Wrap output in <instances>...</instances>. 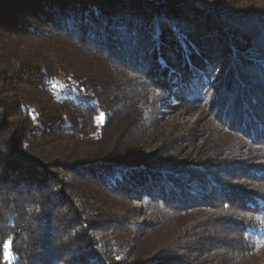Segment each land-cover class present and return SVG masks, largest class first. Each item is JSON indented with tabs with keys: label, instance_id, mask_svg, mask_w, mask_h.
Instances as JSON below:
<instances>
[{
	"label": "trees",
	"instance_id": "trees-1",
	"mask_svg": "<svg viewBox=\"0 0 264 264\" xmlns=\"http://www.w3.org/2000/svg\"><path fill=\"white\" fill-rule=\"evenodd\" d=\"M115 2L0 0L2 42L28 35L41 43L30 50L33 54L23 56L27 61L23 71L21 66L8 68V78L0 77V214L7 210L14 214L12 222L0 226V264H201L193 258V246L215 227L234 235L235 246L228 250L240 261L253 252L260 228L256 217L264 212V0H125L123 12L120 6L108 9ZM177 16L182 29L167 25ZM45 52L55 58L48 62ZM215 61L220 68L209 84L214 83L216 94L208 105V72ZM125 67L152 69V76L165 79L170 73L175 82L181 79L178 75H187V81L178 83L175 100L193 108L207 105L206 122L183 133L179 128L168 133L159 128L158 107L172 93L168 83L150 79L152 87L143 84L140 98L126 105L134 114L128 128L137 132L135 137L124 136L117 150L114 144L97 147L107 141L104 132L117 118L110 100L120 97L119 82L128 83L120 74ZM56 70L63 72L69 89L60 97L53 94L51 83L59 75ZM19 72L29 73L33 82ZM21 86L32 92L25 93ZM149 89L156 94L153 107L146 102ZM100 112L105 118L97 129L95 117ZM122 132L115 128V137ZM148 135L152 137L147 141ZM230 135L253 146L252 164L229 166V159L213 163L216 152L230 148L220 136L231 140ZM49 139L77 140L78 145L66 144L50 160L48 154L31 151L32 143ZM71 152L76 159L69 160ZM71 175L97 185L110 197L129 199L142 185L148 190L141 199L152 198L146 204L148 214H162L154 222L160 238H174L160 242L164 250L159 253L130 263L129 251L121 254L116 248L117 239L101 240L91 221L78 215L81 208L65 187L73 180ZM239 176L254 185L240 188ZM62 204L65 212L57 217L50 209ZM30 205L40 211L26 219ZM53 218L67 225L69 234H55L49 228ZM49 220L45 233L40 223ZM10 226L11 247L6 249L3 229ZM189 227L197 232L180 243L179 231ZM9 250L11 261L6 257Z\"/></svg>",
	"mask_w": 264,
	"mask_h": 264
},
{
	"label": "rangeland",
	"instance_id": "rangeland-1",
	"mask_svg": "<svg viewBox=\"0 0 264 264\" xmlns=\"http://www.w3.org/2000/svg\"><path fill=\"white\" fill-rule=\"evenodd\" d=\"M115 1H116L115 5L114 6L111 5L108 9L115 8L116 10H119V8L121 7V12H123L122 3L125 0H115ZM132 7H135V5H130V8ZM178 12L185 13L187 11L181 10ZM179 13L178 15H181ZM187 14H190V13L187 12ZM187 14H184V16L188 18ZM177 19L178 20L171 18L170 20L167 21V25H169L170 28L178 27V29H182L183 21H181V19L178 18V16H177ZM109 43L110 45H112V42H109ZM37 44H41L38 38L37 37L31 38V36H28V35L23 36V37H16V38L10 37L7 39V41H4V42H2V40L0 39V50L6 48V53H4V51L0 52V77L8 78L9 75L5 72V69L8 70V68L13 69V68H18L21 66V68L23 67L22 69L23 71L24 66L27 64V61L24 59L23 56L27 54H31V53L33 54V52L30 53V50L33 51L34 46ZM32 45L33 47L31 48L30 46ZM12 54H14L15 56L9 57V55H12ZM83 55L86 58L90 57V55H87V54H83ZM45 58H47L46 60H48V59H52L55 57L53 54L45 52ZM55 61L56 59L51 64H55ZM217 61L211 64V68L208 72L210 74L208 76V80L210 81L207 80L208 84L209 82H212L214 78H216L215 75L217 74L218 68H220L218 64H215ZM146 65H150V63L146 62L145 66ZM145 66L143 67V70L145 69ZM208 67H210V65ZM125 68L127 69H125L126 71L124 72L120 73L121 69H117V71H119L118 73L123 75V80L127 79L128 83L123 82L122 84L121 82H119L120 84L117 87V89L119 90L118 92H119L120 97L116 98L115 100L114 99L110 100L111 107L115 109V114L117 115V118L111 122V124H114L112 128L110 130H105L104 132L105 139H107V141L103 140L102 142L97 144V147H102V145L104 144L111 147L114 144L116 148L115 150H117V148L119 147V144L123 145L124 136L132 134L135 137V134L137 132L133 131V129L130 130L128 128L129 123H131L134 117V114H132L131 112L127 110L126 105L129 103L130 99L133 100L134 98H138V99L140 98V89L142 88L143 84L150 86V88L152 87L151 86L152 81L150 79H152L153 81L161 80L165 83H168L169 89L172 93L171 96H169V98L161 99V104L158 107L159 112L156 113V117H157L156 125H158L159 128H163V130L166 133L170 132L174 128H179L183 133V132H188L190 130L197 129L203 122H206V116L208 114V111H207L208 109H205V108L208 107L207 105L204 107L193 108V107L188 106L187 103L184 101L175 100L176 96H179V94H174L176 92L178 83H182L181 82L182 79L183 81L184 80L187 81L188 80L186 77L187 75H184V73L178 75L179 77L181 76V79L175 82L176 80L175 76H172L170 73L167 74L168 76L165 79V78H160L157 76L155 77L152 76L151 75L152 69L149 71H143L139 69L142 72L141 73L139 72V70H136L134 67H125ZM56 71L59 73V75H56L55 78L51 81V83L53 85L52 87L54 90L53 94L60 97V96H64V94L68 92L69 89L68 87L65 86L66 77L65 75L63 76L61 74L63 72L60 70H56ZM184 71L185 70H183V72ZM1 73L4 75H1ZM24 74H27V76H24ZM156 75L161 76L157 73ZM18 76H20L21 78H28V80L31 82H33L34 80L32 76L30 77L29 73L19 72ZM162 77H165V76H162ZM133 82H140V83L142 82V83H141V86L138 85L136 87H133V85L131 84ZM209 86L210 87L208 89L207 84H206V87H207L206 92H208V94H206L205 100L207 103H209L208 105H210V103L214 99V94H216L215 89H213L214 83L209 84ZM124 87H127L126 90L128 91H126ZM204 87L205 86H203V88ZM215 87L217 88L216 85ZM18 88H20L21 90H24L25 93H27L31 89V87H28V86L27 87L21 86ZM31 92L32 91L30 90L28 93L30 94ZM155 96L156 94H154V91L149 89L148 98L146 102L151 107H153ZM166 96H168V94ZM136 100L137 99H135V101ZM124 107L126 108L122 109ZM209 120L210 119H208V123H209ZM119 121L122 122L123 124L120 125ZM124 126H125V129H123ZM99 128L100 126L97 127V129ZM115 128H118L121 131L123 130V132L118 134L117 137H115L116 135L114 134ZM156 132L159 133V130L157 129ZM119 136L121 137L119 138ZM151 137L152 136L148 135L147 141ZM220 139L224 140V142H228L227 144L230 145V148L222 149L216 152L213 157V163L221 161L222 159H229L228 163L226 162V164L229 166H236L237 164L249 165L255 161L254 157L252 156L254 153L251 152L253 146H248L249 145L248 143L246 145L244 140L237 141L231 135H230L231 140H229L227 136L225 137L220 136ZM136 141L137 140L134 139V142ZM66 144L75 146V144H77V140L76 141H62V143H60L58 139H55V140L49 139V140H43V141L40 140L38 142L35 141L34 143H32V146L30 147V149L34 154H37V155L38 153H42L44 155L48 154L50 156V158L48 157V160H50V159H54L58 157V155L60 154V152L62 151V149L64 148ZM133 144L134 143H132V145ZM186 148L187 147H185L184 149ZM155 151H157V149ZM228 151L233 152V154L231 155V157H224L223 154ZM239 151H243L241 155H237ZM76 158H77L76 156L72 155V152L71 154H69V160H74ZM211 158H212V155H211ZM211 158H209V160ZM216 164H213V165H216ZM63 172H64V169H62L60 174H63ZM68 177L73 180L72 181L68 180L66 182L67 184L65 185V187L66 189L70 188L71 194L75 196L76 203L81 208V213L79 212L78 215L84 216L86 220L91 221V225L95 226V230H97L98 232L97 235L101 238V240H105V236H110L114 239H117L118 245L116 248L119 250L121 254H124V251L126 252V250L129 251V254H130L129 259L131 260L130 263L133 261L141 260L145 258L147 255L159 253L160 251L164 250L161 248L162 245H159V243L162 242L166 244L168 240H171L172 238H174L173 236H171L168 240H164L165 238L164 239L160 238L159 229H157V224L154 222H155V219H160L162 214L156 213V212L148 214V211L146 210L150 206L149 205L146 206V204L147 202H150L152 198L148 199L147 197H144L146 199L144 198L141 199V196H142L141 193H144L145 190H148V189H145L142 185L137 187L138 195H135L134 197H130L129 199H126L125 195L123 196L119 195L120 197H110L109 195L106 194L104 189L98 188L97 185H93V183L91 182L86 183L85 179L81 178L80 176L71 175ZM239 177H240L239 178L240 180H238V186L240 188L249 189V187L254 185L251 182L243 178L241 179V176ZM162 186H163V182L161 186H159L160 190H161L160 187ZM262 186H264V183H262ZM63 207H64L63 204L62 206L54 205L50 210L54 212V215L58 217V215L62 216V214L65 212L63 211ZM65 208L68 210V207H65ZM67 212L70 216L69 211ZM198 212H199V215L202 214L201 211H198ZM256 218L260 222V228L257 233V236L254 238L255 244L253 247V252L247 255H243L240 261H237V260L235 261L233 259V255H231L232 253L229 252V250L233 249V246H235V241L232 239L235 237L234 235L230 233V231H228V228L230 227L229 222L225 223V228L227 229L228 232L223 230L221 226H220L221 227L220 229L215 227L210 232V236L206 234L201 239L199 238L200 240L199 241L197 240V247L193 246V249L195 251V253L192 252L193 258H197L198 263H201V264H264V212L259 213ZM78 222H82V220L80 219L78 220ZM40 224L43 225L42 227L44 228V232L46 233L47 230H45V227L46 226L48 227V225H50V220L48 221L47 224L45 223H40ZM50 226L51 227L49 228L56 230L55 234H59L61 235V237H63V235H66L67 233L69 234L70 228L67 227V225L65 224L55 222L54 218ZM149 226L151 228H149ZM199 230H202V229L199 228L198 231ZM196 232H197L196 228H193V227H189V229H184L182 231H179L178 233L179 238L183 237L180 239V243H183V241L187 240L191 236V233L195 234ZM226 234H227V237H225ZM222 239H224L225 242ZM221 244L224 247L218 248L221 246ZM170 245H173V243H171ZM110 261L113 262V259H110Z\"/></svg>",
	"mask_w": 264,
	"mask_h": 264
},
{
	"label": "clouds",
	"instance_id": "clouds-1",
	"mask_svg": "<svg viewBox=\"0 0 264 264\" xmlns=\"http://www.w3.org/2000/svg\"><path fill=\"white\" fill-rule=\"evenodd\" d=\"M40 209L39 207L36 206H27L25 208V218H29L31 215H33L36 212H39ZM3 219L0 220V226H2L3 221H8V222H12L14 219V214L12 210H7L4 211L2 214ZM3 234L7 237V239L5 240V245H9L11 243V237H12V231H11V226L8 228L3 229ZM57 243H59V241H57Z\"/></svg>",
	"mask_w": 264,
	"mask_h": 264
},
{
	"label": "snow or ice",
	"instance_id": "snow-or-ice-1",
	"mask_svg": "<svg viewBox=\"0 0 264 264\" xmlns=\"http://www.w3.org/2000/svg\"><path fill=\"white\" fill-rule=\"evenodd\" d=\"M104 118H105V114L103 112H100L96 117H95V121H96V124L97 126L99 127L100 125H102L104 123ZM95 135V134H94ZM10 244L6 246V249H10ZM6 257L7 259H9L10 261L14 258L12 256V253L11 251H7L6 252ZM117 259H119V257H117Z\"/></svg>",
	"mask_w": 264,
	"mask_h": 264
}]
</instances>
